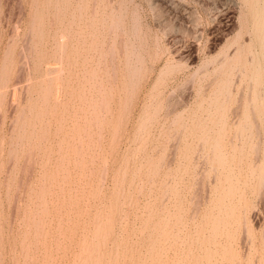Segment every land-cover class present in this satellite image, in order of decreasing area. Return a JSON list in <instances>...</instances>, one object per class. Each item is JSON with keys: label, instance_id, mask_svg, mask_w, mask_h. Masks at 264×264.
Segmentation results:
<instances>
[{"label": "rangeland", "instance_id": "374dc122", "mask_svg": "<svg viewBox=\"0 0 264 264\" xmlns=\"http://www.w3.org/2000/svg\"><path fill=\"white\" fill-rule=\"evenodd\" d=\"M0 264H264V0H0Z\"/></svg>", "mask_w": 264, "mask_h": 264}]
</instances>
